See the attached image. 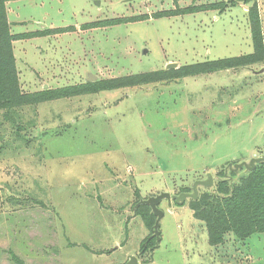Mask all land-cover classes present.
<instances>
[{
    "label": "rangeland",
    "instance_id": "1",
    "mask_svg": "<svg viewBox=\"0 0 264 264\" xmlns=\"http://www.w3.org/2000/svg\"><path fill=\"white\" fill-rule=\"evenodd\" d=\"M256 2L264 36V0ZM219 3L229 5L156 17ZM230 5L10 0L11 33L29 35L13 43L21 91L249 55L253 3ZM112 20L122 22L94 25ZM263 151L264 63L1 111L0 264H126L133 256L138 264H217L191 199L161 201V240L144 250L151 230L134 205L191 193L208 174L216 185L229 164ZM214 186L199 187V197L215 195ZM221 245L213 256L226 264H264V234L227 233Z\"/></svg>",
    "mask_w": 264,
    "mask_h": 264
},
{
    "label": "trees",
    "instance_id": "2",
    "mask_svg": "<svg viewBox=\"0 0 264 264\" xmlns=\"http://www.w3.org/2000/svg\"><path fill=\"white\" fill-rule=\"evenodd\" d=\"M8 1L10 0H0V112L6 111L9 113L16 108L38 105L63 98L180 80L221 71L238 70L264 63L263 26L258 5L256 0H246V5L253 3L248 11L253 45V53L249 55L198 63L179 69L149 72L111 80L90 81L83 85L62 89L23 93L20 87L13 43L16 40L28 38L29 35L14 36L11 33L6 8ZM234 4L235 1L231 3V5ZM226 5L229 4L219 3L208 7L188 8L184 11L175 10L157 14L156 17L166 18L180 14H191L202 9L214 10L219 8L223 11ZM146 18L142 16L130 21L146 20ZM121 22V20H112L95 23L94 25H115ZM262 153L264 156V151ZM228 175L226 177L224 172L220 174L222 178L214 186L216 189L215 195L203 194L196 201L189 200L194 218L203 222L207 228L211 246L222 244L227 233H232L237 240H248L254 235L264 234V162L258 164L254 171L246 172L241 176L234 172H229ZM185 205L186 203L182 206ZM135 215L143 220L148 229L152 230L156 217L149 206H139L135 211ZM146 242L147 239L143 244ZM155 242V238L148 242L147 249L155 247ZM141 250H143V246Z\"/></svg>",
    "mask_w": 264,
    "mask_h": 264
},
{
    "label": "water",
    "instance_id": "3",
    "mask_svg": "<svg viewBox=\"0 0 264 264\" xmlns=\"http://www.w3.org/2000/svg\"><path fill=\"white\" fill-rule=\"evenodd\" d=\"M238 2V3H245L246 0H228V3L232 2ZM176 64H171L167 70L176 69ZM264 162V156H258L252 158L249 162H244L240 164H229L228 167L225 169V176H228L229 171L238 173L240 170L244 169L246 172L254 171L256 166L260 163ZM231 179V178H230ZM215 185L214 178L211 174L207 175V179L203 181H197L192 186V192L191 193H181L178 196H171L169 193H161L155 197H149L147 199L141 200L136 206L135 209H137L141 205L149 206L152 209L153 214L156 217V222L152 228V236L147 240V242L144 244L143 248L145 249L147 246V243L152 239H156V246L159 245V242L161 240V234H160V223L164 216V213L159 209V205L162 200H167L169 203V206L172 205V201H175L177 205H184L187 203L189 199H192L194 201L198 200L199 198V187H203L205 189L212 188ZM143 249V250H144ZM126 264H138L137 257H131Z\"/></svg>",
    "mask_w": 264,
    "mask_h": 264
},
{
    "label": "crops",
    "instance_id": "4",
    "mask_svg": "<svg viewBox=\"0 0 264 264\" xmlns=\"http://www.w3.org/2000/svg\"><path fill=\"white\" fill-rule=\"evenodd\" d=\"M253 53V52H252ZM255 66V65H254ZM197 220V219H196ZM207 237H208V234H207ZM253 237V236H252ZM245 242H247V241H245ZM208 244H209V239H208ZM223 244V243H222ZM210 245V244H209ZM221 244L220 245H217V246H211L210 245V248H208L209 249V251H211V252H209V256H212V257H214L213 259H214V261H215V263H217V264H222L221 262H223L222 261V259L221 260H217V258H219V255H216V256H213V252L215 251V250H213V249H215V248H221ZM221 250V249H220ZM219 261V262H218ZM223 264H226V263H224L223 262Z\"/></svg>",
    "mask_w": 264,
    "mask_h": 264
},
{
    "label": "flooded vegetation",
    "instance_id": "5",
    "mask_svg": "<svg viewBox=\"0 0 264 264\" xmlns=\"http://www.w3.org/2000/svg\"><path fill=\"white\" fill-rule=\"evenodd\" d=\"M173 202H174V204H176L175 201H172V203H173ZM160 204H161V203H160ZM151 236H152V230H151V234H150V235L148 236V238H146V239L148 240ZM152 239H153V238H152ZM152 239H151V240H152ZM151 240H150V241H151ZM150 241H149V242H150ZM143 243H144V242H143ZM143 243H142V244H143ZM147 246H148V243H147ZM147 246H146V248H147Z\"/></svg>",
    "mask_w": 264,
    "mask_h": 264
}]
</instances>
